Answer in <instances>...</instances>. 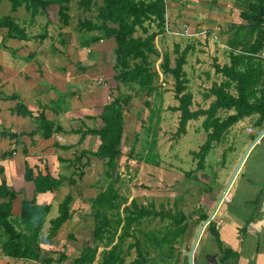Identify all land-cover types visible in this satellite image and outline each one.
I'll list each match as a JSON object with an SVG mask.
<instances>
[{"label": "crops", "instance_id": "crops-1", "mask_svg": "<svg viewBox=\"0 0 264 264\" xmlns=\"http://www.w3.org/2000/svg\"><path fill=\"white\" fill-rule=\"evenodd\" d=\"M16 1H22L23 4L19 3L14 9L13 0H0V18L12 17L24 35L22 38L10 37L9 29L6 26H0V168L3 169V173H0V183L5 180L8 186L17 192L23 191V194L18 195L14 201L12 211L15 212L17 209L20 214L22 198L24 196L29 199L35 197L34 185L24 180L26 161L41 170L45 165L50 168V164L55 163V170H58L59 162H63L59 158L65 157L58 153L61 149L54 147L55 138L59 140L58 133L48 140L40 135L33 138L26 135L37 129L35 117L43 113L49 121L63 128L62 134L74 133L81 130L77 126L85 120L84 116L90 117L92 121L100 120L101 108L112 99L111 96H115L113 92L118 86L113 85V82L116 83L114 64L110 66V61L107 60L110 50L115 47L111 44L114 39H101L96 43L92 40L90 41L91 46L86 45L82 48L76 40L78 30L80 34L85 32V35L92 36L91 38L102 35V33L99 34L101 30L95 27L99 25L97 20L89 19L92 21V26L88 28L86 25L85 29L81 27L80 22L78 27L72 24L71 18L65 25L60 20V15L59 18L51 17L49 10L51 6L40 10L28 0ZM263 5L264 0H169L166 15L171 25L169 26L170 33L177 40L178 37L184 38L182 46L175 43L174 50L176 46L180 47V51L188 50V56L193 62L192 67L194 64L196 69L204 70L206 67L212 70L211 74L207 73V76L215 77L210 84V89L229 80L222 73L216 72V66L230 67L232 60L237 58L236 56L252 57L253 61L250 62L242 58L238 62L237 69L248 71V75L255 84L256 97L261 98L262 62L257 57L258 53L252 55L250 52L253 46L256 47L260 43L263 36V26H256V22L261 19V6ZM81 10L85 14L91 13V10L85 11L82 8ZM178 25L184 28L180 30L181 27ZM32 29L35 33H32ZM42 29L44 32L41 31ZM82 62L83 65H80ZM105 79H110L111 83H107ZM100 81L105 84L99 86ZM189 84L188 92H190ZM207 92L211 104L216 100V96L212 95L210 90ZM229 92L237 96V82L230 83ZM190 93L193 95L194 103V92ZM55 102H62V106L54 107ZM176 102H178L177 99ZM19 103H23L32 112V116L18 115L14 109ZM178 105L179 102L174 107ZM209 106L200 109H207ZM234 113V110L220 109L218 116L225 115L224 118H226ZM259 116V114H254L245 117L237 124L243 125L244 122H248V127H256L262 131L264 125L257 127L255 124ZM66 118L70 119L68 123H66ZM66 124H73V126L66 128ZM83 124L86 123L83 122ZM256 145L254 154L253 156L251 154L247 164L246 174L242 175L239 190L234 191L231 187L239 178L242 169L227 193L229 200L225 201L227 198L224 200L225 203H229L234 198V207L230 209L224 203L216 211L211 220L214 228L209 229L210 222L204 229L194 250L193 264H264L262 199L255 203L259 192L264 189L260 185L261 181L264 183V137ZM24 148L28 150L27 155L24 154ZM11 150H15L13 155H6ZM67 164L70 165V163ZM56 195L50 193L39 195L37 196L38 203L51 204V198ZM1 202H3L2 199H0ZM213 203L214 207H208V211L205 207V210L198 207L202 210L194 220L186 219L188 218L186 212L179 211L185 214L184 227L186 228L182 239L184 241L182 247L174 251L175 253L173 242L178 241L182 235L173 238L171 243L167 244V251L160 252L161 254L169 253L162 264H189L190 252L199 228L204 222L200 220L203 215L209 217L215 210L216 201ZM169 220L166 226H171ZM159 234L161 235L160 231ZM215 234L218 235L219 242ZM157 235L152 233L153 238H146L154 240ZM161 237L163 239L164 236ZM154 248L155 246L150 249ZM227 252L237 255L224 261V254ZM213 259H215L214 262ZM40 263L41 261L16 260L7 257L0 245V264ZM149 263L154 264L152 259Z\"/></svg>", "mask_w": 264, "mask_h": 264}, {"label": "trees", "instance_id": "trees-1", "mask_svg": "<svg viewBox=\"0 0 264 264\" xmlns=\"http://www.w3.org/2000/svg\"><path fill=\"white\" fill-rule=\"evenodd\" d=\"M95 1L80 0L79 6L88 11ZM28 2L30 4L34 3L33 6L36 9H46L49 6L58 5L60 20L65 25L69 23V0H28ZM19 3L23 4L22 1L13 0L14 9L17 8ZM261 7V19L256 22V26H263V36L260 43L256 47L253 46L252 52H250L252 55L259 53L264 43V5ZM33 16H35L34 12ZM97 20L99 25L95 27L103 31V34L99 37H93L92 40L96 43L101 39H114L116 44L113 66L116 73L114 80L133 90L137 89L142 99L151 97L155 92V81L158 78V72L152 68L149 56L159 55L155 40L159 35L166 32V1L103 0V5L99 7ZM147 23L149 26L146 25ZM152 24H155L158 30L150 32ZM81 25L85 29L86 25L89 28L92 23L85 21L81 22ZM0 26H6L9 29L8 35L10 37H24L23 31L12 17L0 18ZM138 29H141L145 36H135ZM175 51L179 54L175 67L170 66V57L167 54L163 56L161 64L163 73L173 76L175 80V98L179 102L177 107L169 109L180 112L179 126L176 132L178 136L187 134L189 122L204 117L202 126L207 133L206 142L198 152H194V156L198 160L196 171H203L206 157L212 150L214 143H219L232 126L245 117L254 114L260 115L255 123L256 126L262 127L264 125V99L263 96L261 98L256 97L255 84L252 82L251 76L248 75V71L237 69L238 62L242 58L248 62L253 61V58L236 56L237 58L232 60L230 67H215L217 73H222L229 79L224 84L215 85L211 88V94L216 96V100L207 109L199 108L193 111L191 109L194 104L193 95L187 91L189 80L184 70L189 51H180L179 46L175 47ZM231 82H237V96H233L229 92ZM111 97L112 99L101 108L99 117L102 125L100 127L74 132L80 135L81 141L87 135L98 136L99 145L97 149L95 151H75L74 158L69 160L59 158L60 161L73 165L75 172L72 176L68 177L52 172L48 165H45L44 169L41 170L26 161L24 180L34 185L35 197L29 199L24 196L22 198L20 215L17 221L12 218L13 205L18 195H22L23 191L17 192L8 186L5 180L0 183V199L3 200L0 203V245L5 256L16 260H42L47 264L54 262L63 264L68 260L65 252H52L58 254L57 259L42 257L41 237L52 205L46 202L38 203L37 196L47 193L56 195L66 182L70 187L76 186L78 180H82L86 174L85 167L91 166V160L87 159L90 155L94 156L96 160L103 161L105 176L111 179V182L102 192L88 199L94 220L91 238L83 241L81 254L73 258L70 264H94L100 248L104 250L97 264H127L123 257V244L127 238L134 239V242L128 244V251L134 249L136 252V258L129 264H149L151 259L148 249L158 245L161 251H164V246L170 244L173 238H177L184 233L186 228L184 227L185 216L182 213L177 212L174 214L166 208L160 211L153 208L149 209L145 206H139L135 199H132L130 204L123 208L122 212L125 215H121L120 208L123 204H126L127 198L120 193V187L125 182L122 180L118 168L123 157L122 145L126 133L125 111L131 105L132 95L119 94ZM144 104L149 107L150 102L146 100ZM220 109L234 110L235 113L222 118L218 116ZM14 111L23 117L32 116V112L23 103H19ZM34 120L37 129L26 134L31 138L40 135L43 139L48 140L54 137L56 133L63 132L61 126H56V123L49 121L43 113L35 117ZM136 139L137 134L135 133L132 136L133 145L130 147V154L134 151ZM54 147L63 151H69L73 148L71 145L60 144L57 138H55ZM23 151L24 154H28L26 148ZM14 152L15 150H11L6 155L12 156ZM84 159H87L85 163H83ZM0 173H3L2 168H0ZM192 173L187 174L191 175ZM117 184L120 187H117ZM263 197L264 190L259 192L255 203L260 202ZM73 201L74 195L71 190L65 195L59 206V215L50 220L51 226L46 241H52L62 227L72 218L71 205ZM150 217H159L162 220L170 219L171 228L167 229L165 233L163 232V239L146 238L144 244L137 236L135 226H140L143 219ZM207 218L206 215H203L200 221H205ZM211 228H214L212 222L209 224V229ZM214 236L219 242L218 235L215 234ZM236 255V253L227 252L224 254V261L231 256L236 257Z\"/></svg>", "mask_w": 264, "mask_h": 264}, {"label": "rangeland", "instance_id": "rangeland-1", "mask_svg": "<svg viewBox=\"0 0 264 264\" xmlns=\"http://www.w3.org/2000/svg\"><path fill=\"white\" fill-rule=\"evenodd\" d=\"M165 1L167 9V2L169 0ZM79 2L80 0H69L68 2L70 22L78 27V23L83 22V20H97L99 7L103 5V0H96L90 9L91 13L88 14H85L81 10ZM49 10L52 18L56 16L59 18L58 5L51 6ZM90 22L92 23V21ZM146 25L149 26L148 23ZM169 26L171 25L169 23V17L167 16V30L155 40L159 55L153 54L149 56L152 68L158 72V78L155 81V92L151 97L142 99L137 89L133 90L120 83L113 82L114 86H118L113 92L115 96L119 94L132 95L131 105L125 111L126 133L122 145L123 157L118 168V172L125 183L121 187L117 184V187H120V193L127 198L126 204H123L120 208L122 216L125 215L122 212L123 208L129 205L132 199H135L139 206H145L149 209L153 208L157 211L163 208H171L170 210L174 214L180 210L181 212L185 211L188 216L186 219L194 220L202 210L201 208L198 209V207H202L204 210L206 208V211H208V207H214V201H216V204L219 202L237 165L240 163L249 146L261 132L259 128L248 127V122H244L243 125L236 124L232 126L228 134H225L219 143H214L212 150L206 157L205 169L203 171H196L198 160L195 158L194 152H198L206 142L207 133L202 126L204 117H200L199 120L191 121L188 124L187 134L180 136L176 134L180 115L179 112H174L169 109L178 103L176 102L174 91L175 80L173 76L163 73L161 64L163 56L167 54L170 57V66L175 67L179 54L174 50V45L177 43L182 46L181 44L184 38L178 37V40L175 39V36L170 33ZM178 27H181L180 30L184 28L182 25H178ZM156 30L158 28L155 24H152L150 32ZM41 31L44 32L43 29ZM32 33H35L34 29H32ZM100 33L103 34V31H100ZM76 36V40L81 48L86 45L91 46L90 41H92V36L85 35V32L80 34V30L77 31ZM135 36H145V34H143L141 29H138ZM111 44L116 46L114 40ZM81 48L80 51H82ZM114 49L115 47L110 50L109 58H107L110 61V66L115 63ZM192 63V58L188 56L184 70L190 81L189 91L194 92L195 95L192 109L196 110L209 106L210 98L207 97V94H209L207 90H211L209 87L215 77L212 75L207 76V73L211 74L212 70L206 67H204V70L196 69L194 68V64L192 67ZM80 65H83V62ZM208 66L211 68V65L208 64ZM105 80L107 83H111L110 79ZM103 83L100 81L99 86H102ZM146 100L150 102L149 107L144 104ZM61 103L55 102L53 105L54 107L57 105L62 106ZM224 117L225 115H222V118ZM84 119L82 120L86 123L85 125L81 122V125L75 126L80 127L81 130H85L87 128H98L102 125L100 120L95 119L92 121L90 117L88 118L86 116H84ZM68 120L70 119L66 118V123H68ZM70 126H73V124H66V128ZM249 128L253 129V131L249 132ZM135 133L137 134V139L134 151L130 154V147L133 145L132 136ZM75 134L73 132L57 134L59 135L61 144L73 146L69 151H57L60 155L65 156L63 158L66 160L69 158L73 159L75 151H95L99 145L98 136L87 135L81 141L80 135ZM254 150L255 147L251 150L240 172L239 178L232 185V190H239V183L242 182V175L246 174L247 164L249 163L251 154L253 156ZM87 159L91 160V166L85 167L84 171L86 174L84 178L78 180L77 185L74 187H70L68 182H66L60 188L57 195L50 200L52 209L47 216L41 237L43 248L42 257H53L57 259L58 254L52 252H65L68 260L63 264H70L73 258L81 254L83 241L90 240L91 238L94 220L91 214V204L88 199L102 192L108 183L111 182V179L105 176L103 161L96 160L91 155ZM87 159H84L83 163ZM55 165V163L50 164V169L53 172H58L68 177L72 176L75 172L73 165H68L67 162H59V166H57L58 170H55ZM189 172L193 173L188 175L187 173ZM261 183L260 185L264 187V183L262 181ZM70 190L73 191L74 195V201L71 205L72 218L62 227L58 235L52 241L48 242L46 241V237L50 231V220L59 215V206L66 193ZM227 200L229 199L227 198L225 201ZM225 201L220 205L219 209ZM233 201L234 198L231 199V202L225 203V206L231 209L234 207ZM261 207L264 210V197L262 198ZM12 214L14 221H17L20 215L17 209ZM167 220H160L153 217L145 218L142 220L140 226H135L136 234L144 244L146 237H152V233L158 234L155 239H162L163 232L171 228L169 225L166 226ZM183 236L184 234H182V237L178 241L173 242V252H176L182 247L184 241L182 240ZM132 242H134L133 238H127L123 244V257L127 264L136 258L135 250L133 249L129 252L127 249L128 244ZM167 248V246H164L165 251H167ZM103 250V248L99 249L94 264L99 262ZM148 250L150 252L149 257L153 260L154 264H162L164 258L169 254H161V248L158 246ZM196 258L198 259V254ZM40 261V264H47L42 260ZM52 264L58 263L54 262Z\"/></svg>", "mask_w": 264, "mask_h": 264}, {"label": "water", "instance_id": "water-1", "mask_svg": "<svg viewBox=\"0 0 264 264\" xmlns=\"http://www.w3.org/2000/svg\"><path fill=\"white\" fill-rule=\"evenodd\" d=\"M264 137V129L260 132V134L255 138V140L253 141V143L249 146L248 150L246 151V153L244 154L243 158L241 159L240 163L237 165L236 170L234 171L232 177L229 180L228 185L225 188L224 193L222 194L219 202L217 203L214 212L207 218V220L204 221V223L202 224V226L199 229L198 235L195 239L193 248L190 252L191 255V259H190V264H193V254H194V250L200 240V237L204 231V229L206 228V226L211 222V220L214 218V215L216 213V211L219 209L220 205L224 202V200L227 198V193L232 185V183L234 182L235 178L237 177V175L239 174L240 170L242 169L246 159L248 158L251 150L255 147V145ZM215 259H213L214 262Z\"/></svg>", "mask_w": 264, "mask_h": 264}, {"label": "built area", "instance_id": "built-area-1", "mask_svg": "<svg viewBox=\"0 0 264 264\" xmlns=\"http://www.w3.org/2000/svg\"><path fill=\"white\" fill-rule=\"evenodd\" d=\"M166 30H167V28H166ZM257 57L261 60V62H262V67H263V86H262V96H263V99H264V43H263L262 49H261L260 52L258 53ZM248 131H249V132H252L253 129L249 128Z\"/></svg>", "mask_w": 264, "mask_h": 264}]
</instances>
